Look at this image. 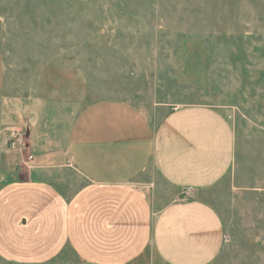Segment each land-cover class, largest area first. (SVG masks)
I'll list each match as a JSON object with an SVG mask.
<instances>
[{
	"label": "rangeland",
	"instance_id": "obj_1",
	"mask_svg": "<svg viewBox=\"0 0 264 264\" xmlns=\"http://www.w3.org/2000/svg\"><path fill=\"white\" fill-rule=\"evenodd\" d=\"M0 54V167L8 159L18 176L27 167L6 149L14 128L62 154L96 101H128L152 118L185 104L218 109L250 177L198 196L224 223L222 259L264 264V0H0Z\"/></svg>",
	"mask_w": 264,
	"mask_h": 264
},
{
	"label": "crops",
	"instance_id": "obj_2",
	"mask_svg": "<svg viewBox=\"0 0 264 264\" xmlns=\"http://www.w3.org/2000/svg\"><path fill=\"white\" fill-rule=\"evenodd\" d=\"M3 80L0 54V89ZM161 112L152 118L128 101L93 102L71 123L62 154L41 153L46 146L29 131L27 174L18 176L8 159L0 167V259L233 264L222 259L220 214L198 195L226 178L240 188L250 177L237 168L234 126L208 105ZM160 179L174 187L172 196Z\"/></svg>",
	"mask_w": 264,
	"mask_h": 264
},
{
	"label": "built area",
	"instance_id": "obj_3",
	"mask_svg": "<svg viewBox=\"0 0 264 264\" xmlns=\"http://www.w3.org/2000/svg\"><path fill=\"white\" fill-rule=\"evenodd\" d=\"M7 145L11 151L19 154L23 160V163L29 167L30 162L33 160V156L27 152L26 131L20 128L9 130Z\"/></svg>",
	"mask_w": 264,
	"mask_h": 264
}]
</instances>
